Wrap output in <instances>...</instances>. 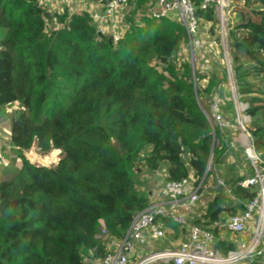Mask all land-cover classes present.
<instances>
[{
	"label": "trees",
	"instance_id": "16d2710c",
	"mask_svg": "<svg viewBox=\"0 0 264 264\" xmlns=\"http://www.w3.org/2000/svg\"><path fill=\"white\" fill-rule=\"evenodd\" d=\"M235 1L253 18L242 13L228 34L230 47L264 76V0ZM191 2L200 28L208 23V34L215 35L214 8ZM153 3L128 0L125 29L114 42L98 36L86 12L49 14L40 0H0V108L20 106L9 135L20 164L0 181V264H86L89 254L102 260L107 239L123 240L135 215L150 206L140 188L142 171L165 169V182L198 183L212 156L221 163L228 132L216 130L220 147H213L200 105L213 85H198L202 76L179 57L184 26L174 17L152 18L146 9ZM235 75L253 120L255 150L264 153V100L243 98L264 90L246 81L250 72L243 64ZM34 147L60 151L61 159L55 167L36 165L26 157ZM243 180L226 183L230 194L214 195L191 221L211 232L223 253L235 249L220 238L225 220L257 196L239 185ZM102 228L107 238H99Z\"/></svg>",
	"mask_w": 264,
	"mask_h": 264
},
{
	"label": "built area",
	"instance_id": "2783aa9c",
	"mask_svg": "<svg viewBox=\"0 0 264 264\" xmlns=\"http://www.w3.org/2000/svg\"><path fill=\"white\" fill-rule=\"evenodd\" d=\"M56 1V0H48ZM100 11L92 15L98 33L110 35L114 42H118L121 35V26L117 15L123 10L128 0H97ZM214 8L219 18L221 31H225V9L223 0H202L200 8L206 10ZM229 7V6H228ZM226 7V9H228ZM150 16L156 20L174 17L185 28L188 48L190 52L202 51L203 43L200 37V22L196 9L191 0H155V8ZM237 101L234 102L235 121L227 118L222 108V97L217 94L210 104L208 112H204L213 130L216 140V130L220 134L232 131H243L234 141L244 148V154L254 169L253 174L239 183L244 188H252L257 196L247 202L242 212L230 217L224 229L231 236L245 234L251 229L249 239L242 240L234 250L223 253L216 247L215 236L196 225H187L186 239L179 247L170 252H163L134 259L139 247H144L151 241L157 242L165 238L163 221L170 212H189L201 198L211 191L225 190L230 194L227 184L220 179L216 183H207L206 175L197 183L194 178H187L178 182H165L163 196L167 205H151L144 211L135 215L133 222L120 241L117 249H113L112 239H109L108 254L100 264H264V170L256 153L250 133L241 126V116L238 113ZM248 108V105H247ZM238 125V126H237ZM246 132V133H245ZM182 223V217L175 218ZM99 238H107L102 228Z\"/></svg>",
	"mask_w": 264,
	"mask_h": 264
},
{
	"label": "rangeland",
	"instance_id": "374dc122",
	"mask_svg": "<svg viewBox=\"0 0 264 264\" xmlns=\"http://www.w3.org/2000/svg\"><path fill=\"white\" fill-rule=\"evenodd\" d=\"M41 4L44 0H40ZM154 3L152 7H148L146 10L148 14H152V11L155 8V0H152ZM55 2V1H54ZM52 2V3H54ZM77 2H83L82 0H70L67 1V5L72 7L73 4H77ZM43 5V4H42ZM44 6V5H43ZM229 6V7H228ZM256 5L253 6V8ZM66 7L68 10L71 9ZM223 7L225 11V31H221L220 22L218 16H216V24H215V35L210 36L208 34L209 29L211 28L210 24H202L200 28V37L203 43V48L201 52L198 53H191L188 48V42L183 45L181 52H180V59L183 61L193 63V70L197 75H201L202 78L198 82V85L203 89H209L211 85L213 88L211 89V94L206 95V101H201V107L204 112H208L210 103L213 100L214 95L220 93L222 97V108L224 115L227 118L233 120L235 119V110L234 102L237 101L238 113L241 116V126L244 127L249 132V129L252 128L253 120L246 114L247 104L243 102L240 97V90L241 86L237 81L235 75V68L236 66L243 64L244 69L250 72L248 79L246 80L250 85H254L255 88H260L264 90V76L259 75L252 72L254 70V64L249 61L248 57L243 54H235L230 47V38H228V34L230 30L235 28L242 18L243 14H250L251 11L249 8L245 6L243 2H237L235 0H223ZM228 7V9H226ZM49 14L57 13V10L47 8ZM131 8L129 7L128 1L125 3L123 7L122 16L125 19V16L130 12ZM217 14V13H216ZM252 16V15H251ZM253 18V16H252ZM5 35L4 29L0 28V42L2 41ZM238 56V58H236ZM238 59V60H237ZM254 88V87H253ZM260 98L264 100V95L260 94H253L250 96L243 97L244 99L250 98ZM207 102V103H206ZM232 106V107H231ZM20 108L19 105L15 104L9 107L0 108V181L8 179V176H12V174L16 173V168H18L20 164V160L18 159V154L9 147L8 143L6 142V129L9 122V118L12 119L13 114L18 113V109ZM11 121V120H10ZM235 120H233L234 122ZM238 126V125H237ZM243 133V131H232L228 132L225 135V140H227V149L225 152L224 157L220 164L214 163L213 156L211 157L208 165H207V183L214 184L216 183L215 180L220 179L223 180L225 183H228L231 180H235L237 178H245L247 179L253 174V167L249 160L246 158L244 154V148L239 145L234 139H237L238 136ZM246 133V132H245ZM213 147H220V142L216 138L213 141ZM257 155L260 158V162L262 163L261 168L264 170V153H258ZM26 157L32 163L41 166L47 167H55L59 160L61 159V152L60 151H51L47 153H42L38 151L35 147L32 148L29 152L26 153ZM185 162H188V154L184 156ZM162 167L166 168V164H163ZM163 169H161V172ZM140 173V171H139ZM147 175L146 172L142 171L140 176V188L143 190L155 191L156 186L149 187V183L147 184L146 179ZM165 184L164 180L161 181V184ZM160 184V185H161ZM162 184V185H163ZM158 190V189H157ZM156 190V191H157ZM219 192H226L225 190H217L211 191L210 193L205 194L201 200L195 205L193 210L186 212L182 211L177 213H172L176 217H182V223L174 221L172 218H169L168 221L171 222V225H174L178 231L180 228L186 227L187 225L191 224L192 218H200L202 213L205 211L206 204L211 200L214 194H218ZM163 201V200H162ZM168 218H166L167 220ZM228 219V218H227ZM227 221V220H225ZM226 222H224L225 225ZM165 230V229H164ZM224 230V227H223ZM225 233V231H224ZM226 235L230 236L232 240L235 241V247L243 240V236H231L228 233ZM165 240L160 242H156L150 245V250L148 251V255L146 257L163 252H170L177 249V247H173L171 244L175 243L174 241L177 239L174 238L171 234H168L165 230ZM150 253V254H149ZM95 259L87 255L85 257L86 264H100V261H94ZM99 262V263H98Z\"/></svg>",
	"mask_w": 264,
	"mask_h": 264
},
{
	"label": "crops",
	"instance_id": "0c3cea01",
	"mask_svg": "<svg viewBox=\"0 0 264 264\" xmlns=\"http://www.w3.org/2000/svg\"><path fill=\"white\" fill-rule=\"evenodd\" d=\"M67 1H70V0H56L54 3H52V1L44 0V2L42 4L44 5V7L46 9L47 8H51V9L54 8V10H57L58 13H61V12H63L64 9H67L66 7H69V5H67ZM82 1L83 2H77V4L75 3V4H73L72 7H69V8H71V9L68 10L69 13L70 14H81V13L86 12V13H88V14H90L92 16L94 13H97V12L100 11V8H99L100 4H99V2L97 0H82ZM122 12H123V10L118 13L117 20H118V23L121 26V29L123 30V29H125V27H124V25L122 26V24H124V18L122 16ZM10 125H11V121H9V124L7 125V129H6V133H7V136H8V137H6V139H7L6 141H7L8 145L11 147V144L9 142ZM165 172H166L165 169H163L162 172L159 171V172H156V173L146 172V175H147L146 183L147 182L149 183V187L150 186L151 187L156 186L154 192L152 190L149 191V192H147L145 190L147 192V194L149 195V197H150V206L151 205L152 206L153 205H167L166 202H165L166 199H164V196H163V186H164V184L163 183H162L163 185L161 184L162 180H164V182H165ZM169 212L170 211L168 210V213H167V218L168 219L167 220L164 219V221H163V228L166 230V232H168V234H171L174 238L177 237V239L174 241L175 243H172L171 245L173 247H177L178 248L179 245L186 239V229L184 227H182V229L180 228V231H178L174 225H171V222L168 221L169 218H172L173 220H175V218H177V217L175 215H172V213H169ZM224 231H225V233H224ZM226 233L227 232H226L225 229L222 232H220V238L222 240H224L226 242H229V243H231V244H233L235 246V241L232 240V238L230 236L226 235ZM243 235H244L243 240L249 239L250 236H251V229H249ZM243 235H241V236H243ZM163 240H165V239H163ZM157 242H160V241H157ZM107 243L109 244V239H107ZM153 243H156V242L151 241L146 246L139 247L138 250L134 254V259L136 260V259H140L142 257H146L145 255H148V251L150 250L149 247ZM119 245H120V241L114 240L113 247L111 248L112 251H113V249H117L119 247ZM89 255L92 256L91 254H89ZM94 261H97V259H95Z\"/></svg>",
	"mask_w": 264,
	"mask_h": 264
},
{
	"label": "water",
	"instance_id": "95a60500",
	"mask_svg": "<svg viewBox=\"0 0 264 264\" xmlns=\"http://www.w3.org/2000/svg\"><path fill=\"white\" fill-rule=\"evenodd\" d=\"M98 36H99V37H103V35H102V34H100V33H98Z\"/></svg>",
	"mask_w": 264,
	"mask_h": 264
}]
</instances>
